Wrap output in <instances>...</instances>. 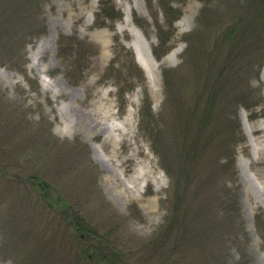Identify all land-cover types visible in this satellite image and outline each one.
Listing matches in <instances>:
<instances>
[{"label": "rangeland", "instance_id": "374dc122", "mask_svg": "<svg viewBox=\"0 0 264 264\" xmlns=\"http://www.w3.org/2000/svg\"><path fill=\"white\" fill-rule=\"evenodd\" d=\"M101 1L0 0V264H106L94 252L93 261L91 254L77 257L90 240L84 245L75 238L72 214L89 230H111V239L121 248L128 242L132 251L155 236L173 207L172 181L141 129L143 106L151 105V128L170 126L174 157L182 160L189 138L176 120L173 99L165 104L164 72L183 62L189 34L200 35V51L193 54L202 58L218 31L245 11L249 15L238 22L235 37L245 31L248 42H257L264 22L246 0H214L203 16L202 0H165L173 7L169 17L159 0H106L114 8L107 18L114 19L102 14L98 19ZM209 22L215 26L209 28ZM160 34L167 45L156 57ZM189 72L183 68L180 73L184 105L191 96L187 91L194 90L193 79L197 81ZM250 80L264 98V54L258 79L252 74ZM256 110L255 117L243 107L238 110L244 138L230 145L229 129H216L215 149L210 154L200 149L197 154L203 157L189 165L200 179L220 178L211 164L218 156L233 155L237 184L229 180L228 185L238 186L234 196L242 223L234 238L222 235L218 220L203 225L207 233L192 249L203 254L192 264H213L219 252L225 264H264V239L257 225L259 213L264 221V103ZM73 113L86 114L91 128L70 123ZM97 123L115 127L114 136L94 132ZM92 145L106 159L107 169L95 160ZM30 174L39 178V187L29 184ZM43 184L50 197L61 196L73 211L61 210L56 202L50 207ZM128 186L136 187L128 191ZM214 189L209 184L201 196L205 214L209 204L218 203ZM260 225L264 231L262 221ZM173 262L163 264H188Z\"/></svg>", "mask_w": 264, "mask_h": 264}, {"label": "trees", "instance_id": "16d2710c", "mask_svg": "<svg viewBox=\"0 0 264 264\" xmlns=\"http://www.w3.org/2000/svg\"><path fill=\"white\" fill-rule=\"evenodd\" d=\"M202 1L205 3V8L202 11L203 16L207 11L212 10L211 4L214 0ZM246 1L250 2L251 6L254 5L253 8L255 7L257 16L264 19V0ZM159 2L164 15L169 17V13L173 11L170 1L159 0ZM110 10L113 11L114 8L109 7V3L107 6V1L102 0L101 13H98L97 18L99 19L102 14L106 19H114L107 18L113 17L110 16ZM245 13L247 14L244 17L249 15L247 11ZM244 17H239L235 21L232 19L233 25H229L228 29L225 28L223 32L218 31L216 42L210 46V50L206 53L207 57L200 58L197 53L200 51L197 47L198 42H202V39H198L200 35L198 36L197 31L189 34V37L186 38L188 46L183 56V62L179 67L169 68L164 72L167 96L165 104L173 99L176 120L179 121L182 127L181 131L186 133L189 138L188 149L182 160L176 161L174 157L176 145L171 139L170 126L166 124L158 129L156 127L151 128V124L155 123L151 105L146 102L142 108L141 129L150 138L153 151L160 158L163 170L172 181L173 207L166 224L150 240L141 242L140 246L132 251L127 246L128 242H122L123 248L119 247L121 243H115L111 239V230L110 234H100L94 230H89L83 226L81 218L76 214H72V224H70L75 226V238L84 245H86L87 240H90L88 246L86 245L87 247L83 246L81 256H77L79 259H82L84 255L87 257L91 254L89 260L93 261V254L95 253L106 264H163L174 263V259H177V262L186 261L188 264H192L203 254L192 249L195 248L194 242L202 238L201 235L207 233V231H204L207 229H203L202 226L208 222L218 220L222 235L227 234L233 238L237 237L236 227L242 225L239 208L236 205L234 196V190L236 188L237 191L238 186L232 185L231 187L228 185L229 180L235 181L237 184V180H235L237 172L235 171L233 155L218 156L215 164L213 166L211 164L210 170L214 174L217 173L216 168L222 174L220 178L218 176L220 179L218 189L216 188L217 176L202 177L200 179L197 169L189 165L201 156L197 154L200 149L206 154H210L211 147L215 149L216 145L212 142L214 141L212 131L216 129H229L230 145H234L244 138L238 118L239 108H245L251 113L252 117H255L258 115L256 108L261 107L264 103L260 88L253 87L250 80L252 74L258 79L259 70L263 64L264 22L262 21L263 24L258 32L260 36H263V39H260L259 36L257 42H248L250 38L247 35L243 37L245 31H243V34L240 32V38L235 37L238 29H241L238 22H242ZM223 24L224 22L220 26H223ZM207 26L212 28L215 23L209 22ZM158 27L161 34H164L163 27L160 25ZM248 33H250V29H248ZM161 34L160 43L153 49L156 57L160 56V50L166 48L167 45V38L165 39ZM196 34L197 38H195ZM3 35V33L0 35V49L4 42ZM193 51H197V54H193ZM11 57L13 58V56ZM183 68L190 71V76L197 77V81L193 79L194 90L187 91L191 95L187 105L181 103L182 89L185 86L184 78L180 77ZM248 72L250 78L245 76ZM208 130L210 132L206 136ZM176 133L178 136L182 135L178 131ZM221 157L224 160L222 164ZM231 168L233 170H230ZM38 179L36 175L30 174L27 181L33 188H36L35 186H40L39 183H36ZM207 181L214 182L209 184L215 187L212 192V194H215L213 200L218 201V203L215 206L209 204V210L205 214L202 210L201 196L209 186ZM41 190L45 192L43 199L45 202L50 203V207L56 202L61 205V210L68 212L72 210L61 196L50 197L45 184H43ZM49 197L50 200H48ZM61 216L65 218L64 213H61ZM261 221L264 223L263 216L259 213L257 215V225L264 239V231L260 228ZM241 231L245 235V231ZM80 232L85 233L82 234L83 237L77 236ZM167 244L170 245L169 248L166 247ZM175 256H180V258H174ZM214 260L213 264H225L223 255L220 252L215 254Z\"/></svg>", "mask_w": 264, "mask_h": 264}, {"label": "bare ground", "instance_id": "6f19581e", "mask_svg": "<svg viewBox=\"0 0 264 264\" xmlns=\"http://www.w3.org/2000/svg\"><path fill=\"white\" fill-rule=\"evenodd\" d=\"M72 120L70 123L75 124L76 126L78 125H82V128L85 127L86 129L91 128V126L93 125V123L91 122V120H87L88 116H86V114H79V113H73V116L71 117ZM93 131L96 133H102L105 134L107 136H114V131L116 130L115 127L111 126V125H102L100 123L95 124L92 127ZM92 149L94 152V158L95 160L104 168L107 169V161L106 159H104L103 157L100 156V154L98 153L96 147L94 145H92ZM141 175L143 177L147 176V172L145 173H141ZM136 180H138V178H140L139 176L135 177ZM134 187L136 186H128V191H132L134 189ZM110 194V192H109ZM113 197V196H112ZM114 199V197H113Z\"/></svg>", "mask_w": 264, "mask_h": 264}]
</instances>
